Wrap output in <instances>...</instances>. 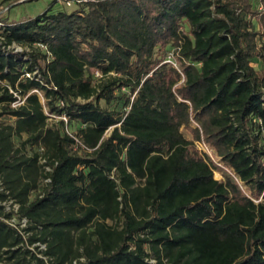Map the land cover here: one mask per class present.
<instances>
[{
  "label": "trees",
  "instance_id": "16d2710c",
  "mask_svg": "<svg viewBox=\"0 0 264 264\" xmlns=\"http://www.w3.org/2000/svg\"><path fill=\"white\" fill-rule=\"evenodd\" d=\"M73 1L3 32L0 262L264 264V0Z\"/></svg>",
  "mask_w": 264,
  "mask_h": 264
},
{
  "label": "rangeland",
  "instance_id": "374dc122",
  "mask_svg": "<svg viewBox=\"0 0 264 264\" xmlns=\"http://www.w3.org/2000/svg\"><path fill=\"white\" fill-rule=\"evenodd\" d=\"M2 0H0L1 2ZM11 5L10 9L8 10L6 16L4 17L5 21H9V22H19L22 20H28V19H32L34 17H36L37 15L41 14L42 12H44L50 5L53 4L52 8H51V12H58V11H64V12H71L73 10H76L77 8H79L82 3L79 2H75L73 0H9L7 2L2 3L1 5ZM166 60L170 63L173 64V59L171 56V52H168L167 56H166ZM174 65V64H173ZM253 66L255 68H258L256 64H253ZM96 78H98V76H96ZM123 92H125V94H127V91L124 90ZM39 97L41 98V95L38 94ZM102 106H104V102L101 101L100 103ZM6 119V118H4ZM58 120H52L49 119V122H54ZM191 126L192 127H196L197 124L192 121L191 122ZM76 125L72 124L71 128H68L69 132H72V130L76 129ZM72 129V130H71ZM182 133L184 134V136L186 138H188L189 140H192L193 142V146L195 147V149L199 152V154L201 155H205L206 152H204L202 148H204L205 150H208L207 152L209 154H211L212 159L210 158V155L208 156V153L206 154L211 161L213 162V164L215 165L214 168V178L222 181L223 180V172L230 174V170L226 169L224 167V165L220 162V158H218L213 150L201 139V140H196L191 132L190 129H187L186 127H182L181 128ZM109 134V132H107V135ZM25 136H23L24 138ZM19 138H14V143L16 146L19 145L20 143ZM200 141V145L197 144L196 142ZM35 150V148H30L29 146L26 147V152L28 154H31L33 151ZM2 191V185L0 182V192ZM37 191L33 192L30 196V198H34V196L36 195ZM5 205V211H13L15 212V205L13 202H11V200H7L3 203ZM12 223L16 224L18 229L22 230L23 228L26 227V224L23 221V218H19L17 215H13L12 216ZM36 245V244H35ZM34 245H30L29 248H33ZM37 246V245H36ZM40 254V253H39ZM151 264H154V262L149 261ZM0 264H13V260H3L0 262Z\"/></svg>",
  "mask_w": 264,
  "mask_h": 264
},
{
  "label": "built area",
  "instance_id": "2783aa9c",
  "mask_svg": "<svg viewBox=\"0 0 264 264\" xmlns=\"http://www.w3.org/2000/svg\"><path fill=\"white\" fill-rule=\"evenodd\" d=\"M10 7H11V5H7V4L1 5L0 4V51L5 56H10L11 54H15V55H18L19 57H21V58L24 59V58H26L23 55L24 54L23 52L25 50L24 47H22V46H20L18 44H15L14 42H12L10 44H6L5 43V38H4L3 32L6 29V27L8 26V22L4 20V17L6 16V14H7L8 10L10 9ZM36 73H37L36 71H34L32 73H30V72H24L21 77L22 78H32L33 76H35ZM0 85L3 86V87H7L8 91L10 93H12V95L14 96V100L10 103V106L12 108H17V107L21 106L24 103V100H25V97L26 96H21L20 94H18L5 81L0 80ZM32 92H36L37 94H40L39 91H37V90H32L31 93ZM59 118H61L62 120H64V122H66V118L65 117H59ZM65 132L67 134L71 135V133L68 131V128H65ZM196 143L200 145V141H197ZM82 147H84V146H82ZM201 149L204 152H206V154L208 153L207 152L208 150H205L202 147H201ZM209 155H210V158L212 159L211 154L208 153V156ZM43 161L44 160H41V162H43ZM44 168H45V171H50V168L48 166H45ZM213 177H214V170H213ZM44 181L45 182H48L49 181V178H45ZM11 202H12V200H11ZM14 205H15V212H16L17 211V208H18V205L16 203H14ZM11 221H12V219L9 220V223L11 225H14V223H12ZM23 221L26 224V219L25 218H23ZM37 245L39 246L38 247L39 250H45V245L44 244L37 243ZM38 256L40 258H42L46 262V264H50L48 262V258L46 256L42 255V253L38 254ZM150 261L154 262L153 260H150ZM73 264H76V262L74 261Z\"/></svg>",
  "mask_w": 264,
  "mask_h": 264
}]
</instances>
